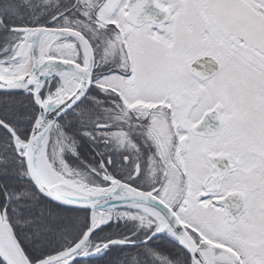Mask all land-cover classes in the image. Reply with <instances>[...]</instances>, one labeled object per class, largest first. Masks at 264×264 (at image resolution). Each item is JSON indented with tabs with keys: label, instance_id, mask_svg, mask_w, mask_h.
Wrapping results in <instances>:
<instances>
[{
	"label": "snow or ice",
	"instance_id": "snow-or-ice-1",
	"mask_svg": "<svg viewBox=\"0 0 264 264\" xmlns=\"http://www.w3.org/2000/svg\"><path fill=\"white\" fill-rule=\"evenodd\" d=\"M0 264H264V0H0Z\"/></svg>",
	"mask_w": 264,
	"mask_h": 264
}]
</instances>
